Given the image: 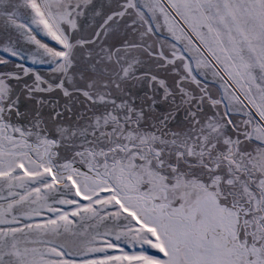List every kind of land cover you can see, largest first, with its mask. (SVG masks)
I'll use <instances>...</instances> for the list:
<instances>
[{
  "label": "snow or ice",
  "instance_id": "snow-or-ice-1",
  "mask_svg": "<svg viewBox=\"0 0 264 264\" xmlns=\"http://www.w3.org/2000/svg\"><path fill=\"white\" fill-rule=\"evenodd\" d=\"M0 264H264V0H0Z\"/></svg>",
  "mask_w": 264,
  "mask_h": 264
}]
</instances>
